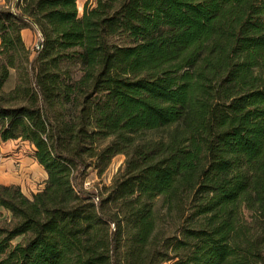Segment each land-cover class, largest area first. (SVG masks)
Returning a JSON list of instances; mask_svg holds the SVG:
<instances>
[{
  "label": "trees",
  "instance_id": "trees-1",
  "mask_svg": "<svg viewBox=\"0 0 264 264\" xmlns=\"http://www.w3.org/2000/svg\"><path fill=\"white\" fill-rule=\"evenodd\" d=\"M76 4L0 5V264H264V0Z\"/></svg>",
  "mask_w": 264,
  "mask_h": 264
},
{
  "label": "rangeland",
  "instance_id": "rangeland-1",
  "mask_svg": "<svg viewBox=\"0 0 264 264\" xmlns=\"http://www.w3.org/2000/svg\"><path fill=\"white\" fill-rule=\"evenodd\" d=\"M92 0H77L78 17L82 15V9L86 2ZM3 0H0V5ZM35 36V35H34ZM36 39V36H35ZM33 39L29 45L33 49L37 40ZM168 130H160L157 132L146 133L142 136L143 140L160 139L166 136ZM124 162L123 156L116 157L110 168L104 176L98 178L94 173H91L87 178L86 187L88 189H101L104 186H109L113 176ZM0 173L3 175H11L17 178V184L22 193L30 196L33 191L38 190L41 185L42 171L33 167L30 150L27 145L20 142L0 143ZM8 218L7 213L0 211V222Z\"/></svg>",
  "mask_w": 264,
  "mask_h": 264
},
{
  "label": "crops",
  "instance_id": "crops-1",
  "mask_svg": "<svg viewBox=\"0 0 264 264\" xmlns=\"http://www.w3.org/2000/svg\"><path fill=\"white\" fill-rule=\"evenodd\" d=\"M22 37H23V41H24V43H25V45L27 47H29V45L31 44L33 39H35V36L32 34V32H30L28 30H25V31L22 32ZM22 144H25V143H22ZM25 145H27V144H25ZM27 147H28V145H27ZM29 150H30V148H29ZM32 164H33V167H35L37 169H40L42 171V169L40 167H38V165L33 161V159H32ZM42 174H43V176H41V185L39 186V189L33 191V193H36V192L40 191L43 188V183H44V181L46 179V175H45V173L43 171H42ZM16 181H17V178H14L11 175L10 176L9 175H3L2 173H0V185H4V186L18 185ZM0 211H2L3 213H6L2 209H0Z\"/></svg>",
  "mask_w": 264,
  "mask_h": 264
},
{
  "label": "built area",
  "instance_id": "built-area-1",
  "mask_svg": "<svg viewBox=\"0 0 264 264\" xmlns=\"http://www.w3.org/2000/svg\"><path fill=\"white\" fill-rule=\"evenodd\" d=\"M37 46V44L35 45V47Z\"/></svg>",
  "mask_w": 264,
  "mask_h": 264
}]
</instances>
